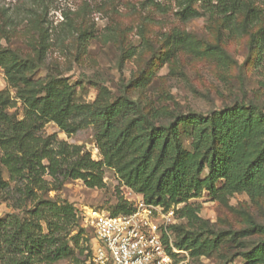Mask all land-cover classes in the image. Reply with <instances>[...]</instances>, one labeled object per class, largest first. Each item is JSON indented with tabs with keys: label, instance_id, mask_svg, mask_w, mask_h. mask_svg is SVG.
<instances>
[{
	"label": "rangeland",
	"instance_id": "374dc122",
	"mask_svg": "<svg viewBox=\"0 0 264 264\" xmlns=\"http://www.w3.org/2000/svg\"><path fill=\"white\" fill-rule=\"evenodd\" d=\"M242 1L247 9L235 14L242 28L236 35L213 0H0V91L7 90L15 101L7 112L13 120L25 114L17 95L24 84L6 80L5 66L15 59L29 79H65L72 85V101L90 112L127 102L134 114L157 117L156 124L177 113L206 115L240 103L264 114V0ZM185 7L197 15L184 19ZM250 9L256 21L247 25ZM69 122L76 127L73 132L50 120L36 133L81 145L92 159L100 160L95 134L102 121L89 113L73 115ZM124 122L119 118L117 125ZM258 124L255 137L248 141L251 149L257 144L254 151L264 141V118ZM191 126L179 127L183 147L190 146ZM129 156L126 152L120 162ZM0 173L8 180L4 168ZM103 180L104 186L98 188L81 179H66L44 193L59 203H71L82 228L80 233L73 228L71 254L55 264H87L85 247L93 238L81 214L91 209L111 214L119 199L132 197L114 167H103ZM187 202L199 205L197 217L181 216L177 211L184 203H179L173 206L174 218L167 227L173 244L183 236L198 235L203 245L198 254L194 248H182L184 264H245L242 252L264 239V192L214 198L203 190ZM12 204L10 195L0 190V218L28 217L27 210L33 207L31 200L20 208Z\"/></svg>",
	"mask_w": 264,
	"mask_h": 264
},
{
	"label": "trees",
	"instance_id": "16d2710c",
	"mask_svg": "<svg viewBox=\"0 0 264 264\" xmlns=\"http://www.w3.org/2000/svg\"><path fill=\"white\" fill-rule=\"evenodd\" d=\"M213 1L226 15L230 32L240 34L242 28L236 23L235 14L247 9L244 2ZM185 11L184 19L197 15L190 7H185ZM247 16V25L254 24L252 9ZM183 39L186 48L191 49L190 41ZM5 68L9 84H24L17 95L25 106V114L22 119L13 120L7 109L15 101L7 90L0 91V167L8 176V180L0 176V190L10 195L13 207L20 208L30 200L33 207L27 210L28 217L8 214L0 218V264H55L70 255V240L74 237L69 236L70 232L74 227L77 233L82 231L76 210L71 203H59L44 197V193L57 189L66 179H81L88 187H102L105 166L114 167L121 184L141 194L147 203L165 208L184 203L177 212L190 219L197 217L199 205L187 201L198 198L203 190L214 198L239 191L251 196L264 192V141L258 150L254 151L257 144L254 149L248 147L264 114L251 104H233L206 115L177 113L172 120L156 124L157 117L134 114L127 102H113L90 112L72 101V85L65 79H29L15 59ZM89 113L102 121L95 134L100 160L92 159L81 145L36 133L50 120L61 130L73 132L76 127L70 118ZM119 118L125 119L121 126L117 125ZM188 124L192 125L187 129L191 142L189 147H183L179 127L184 129ZM134 129H138L136 134ZM126 152L129 158L120 162ZM218 181L221 186H217ZM130 210L129 202L119 199L111 215ZM175 245L194 248L196 254L203 246L198 235L183 236ZM242 255L245 264H264V239Z\"/></svg>",
	"mask_w": 264,
	"mask_h": 264
},
{
	"label": "built area",
	"instance_id": "2783aa9c",
	"mask_svg": "<svg viewBox=\"0 0 264 264\" xmlns=\"http://www.w3.org/2000/svg\"><path fill=\"white\" fill-rule=\"evenodd\" d=\"M131 210L111 215L91 209L82 215L91 231L87 264H184L185 251L173 244L167 227L174 218L173 206L147 203L129 188ZM124 216L121 218L120 215Z\"/></svg>",
	"mask_w": 264,
	"mask_h": 264
},
{
	"label": "bare ground",
	"instance_id": "6f19581e",
	"mask_svg": "<svg viewBox=\"0 0 264 264\" xmlns=\"http://www.w3.org/2000/svg\"><path fill=\"white\" fill-rule=\"evenodd\" d=\"M123 216H124L123 214L120 215L121 218H122Z\"/></svg>",
	"mask_w": 264,
	"mask_h": 264
}]
</instances>
